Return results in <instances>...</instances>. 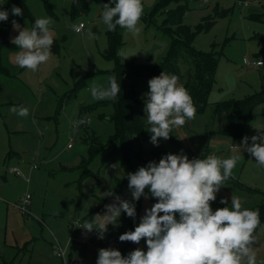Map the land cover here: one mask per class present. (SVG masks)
<instances>
[{
    "label": "rangeland",
    "instance_id": "obj_1",
    "mask_svg": "<svg viewBox=\"0 0 264 264\" xmlns=\"http://www.w3.org/2000/svg\"><path fill=\"white\" fill-rule=\"evenodd\" d=\"M241 1L245 0H191L187 3L189 10L184 14L183 23L193 35L190 44L197 51L213 52L219 57L209 101L203 112L196 113L195 119L187 121L184 126L174 128L170 138L160 140L158 147L150 142L151 134L147 131L150 125L146 117L144 136L134 141L137 170L150 161L158 163L166 154H180L181 150L188 157L194 153L196 158L211 154L227 158L232 155L229 146L241 144L242 137L225 132L226 113L216 110L219 102L264 91V65L253 64L264 61V1H251L250 6H244ZM2 2L5 0H0ZM24 2L28 11H23V15L16 16L14 21L21 29H31L35 19L52 17L54 43L51 59L40 65L37 71L20 68L15 63L19 49L11 43L18 31L12 24L8 35L10 44L4 45L0 53V182L2 185L11 183L10 199L20 202V197L27 191L32 197L25 215L19 210L12 211L10 204L7 213L8 204L5 202L1 206L0 264L10 262L7 261L8 255L18 249L21 251L17 253V260H11L10 264H29L34 246L39 245L34 242L32 245L31 241L27 244L17 242L14 234H19L20 238L28 230L32 241L35 237H44L48 243L57 232L56 226L66 235L72 220H84L88 212L98 207L103 209L95 215H103L105 205L113 203L114 197H103V193L112 191L115 178L125 174L121 165L122 149L112 139L116 132L115 103L114 100H94L90 87L93 82L107 87L110 75L106 71L114 70L118 60L135 64L138 70L131 72L126 80L127 91L144 103L153 66L163 62L172 47L173 36L165 29L164 23L167 10L178 6L175 2L165 6V0H143L140 32L131 33L118 27L121 44L115 51L110 47L108 30L101 18L103 4L110 1L78 0L76 4V0ZM158 6L161 9L154 15ZM81 22L85 26L78 33L72 25L78 26ZM89 31L95 35L89 37ZM175 66L182 85L196 73L195 58L184 44L177 48ZM13 106L28 108V116L10 112ZM82 116H89L91 122L79 134L73 135L69 148L70 124ZM258 132H264V103L253 109L247 136L258 135ZM97 145L100 147L91 153V148ZM242 154L244 157L233 170L232 178L217 193L211 207L216 210L227 206L220 200L226 198L230 204L233 194L245 201L244 207L258 209L261 216L264 168L258 167L247 152ZM83 163L88 167L87 174H84L86 167L82 168ZM110 163H114V168ZM34 164L38 169L30 170ZM12 166L28 174L29 184L21 175L9 172ZM7 169L6 180L2 174ZM25 185L29 186L27 190ZM116 195L132 199L129 188ZM156 202L150 195L148 199L143 197L135 220L123 218L122 227L116 234H123L125 227L126 231L132 230L131 223L137 226L145 209ZM18 211L22 220L27 221L24 228ZM29 224H34V229L30 230ZM255 235L254 249L259 264L264 261V219H260ZM8 244L22 249L15 247L12 251ZM133 244V250L140 248L139 244ZM124 246V252H130L129 242ZM141 249L146 251L147 247Z\"/></svg>",
    "mask_w": 264,
    "mask_h": 264
},
{
    "label": "clouds",
    "instance_id": "obj_2",
    "mask_svg": "<svg viewBox=\"0 0 264 264\" xmlns=\"http://www.w3.org/2000/svg\"><path fill=\"white\" fill-rule=\"evenodd\" d=\"M143 12V0H110L103 4L101 18L108 31L119 26L139 33ZM11 14L21 16L23 10L13 6ZM8 18L9 11L0 8V21ZM53 23L52 17L45 16L35 19L31 29H21L13 21L18 35L11 43L19 49L15 55L18 67L35 72L51 59ZM72 28L81 31L75 24ZM88 35L95 34L89 31ZM107 80V87L92 83L90 93L94 100H116L121 93L115 75ZM148 89L144 101V113L150 125L147 131L151 134V144L158 147L160 140L170 138L174 128L195 119L196 107L175 74L162 71L148 80ZM9 111L21 117L29 114L23 106H13ZM258 133L243 137L240 145L233 144L232 155L227 158L211 154L189 159L181 150L180 154L162 156L158 163L148 162L127 174L131 200L122 199L111 190L104 192L103 197H114L113 203L105 205L103 215L97 214L96 219L85 221L81 227L85 233L97 232L99 239L104 238L108 225L117 224L122 213L135 220V202L142 196L148 199L150 195L157 202L145 209L134 230L119 236L120 242L135 244L143 239L147 250L136 248L125 256L115 248H100L96 264H258L254 245L255 231L260 225L259 210L244 207L245 201L233 194L230 204L226 198L220 200L227 206L216 210L211 207L244 157L242 152H247L258 167L264 168V132Z\"/></svg>",
    "mask_w": 264,
    "mask_h": 264
},
{
    "label": "trees",
    "instance_id": "obj_3",
    "mask_svg": "<svg viewBox=\"0 0 264 264\" xmlns=\"http://www.w3.org/2000/svg\"><path fill=\"white\" fill-rule=\"evenodd\" d=\"M189 1L191 0H165V6L170 2H175L178 5L176 8L167 10L168 15L164 22L165 29L170 31L173 36V42L171 50L165 60L153 66L151 78L160 75L162 71L169 74H175L177 76L178 68L175 66V62L177 61V48L180 44H184L186 50L195 58L196 73L194 77L190 81L183 84V86L189 91L193 99L196 107V113H201L204 111L209 101L208 98L213 85L216 65L219 57L213 52L197 51L190 44V41L193 39V35L188 25L183 23L184 14L189 10L187 4ZM76 3H78V0H76L75 4ZM13 6L21 8L24 12L28 11V7L24 0H5V2L0 3V8L9 11L8 20L0 21V53L4 45L10 44L8 41V35L11 25L16 19V16L11 14V8ZM160 9L161 7L158 6L154 15H156V12ZM214 22H216V20H214L213 23ZM118 27L119 26H117L115 31H108L110 47L114 48L115 51L121 44V34L118 31ZM137 70V65L122 63L118 60L114 70L106 71L110 76H116L121 87V93L118 95L116 100H114L116 111L113 119L116 124V132L112 136V139L119 144L122 149L123 158L121 165L125 174L123 177L115 178L112 189V192L115 194L125 188H128L127 174L137 171V162L135 159L136 146L134 141L143 137L145 133L144 119L147 117V114L144 113V103L139 99H136L134 95H131L127 91L126 86V80L132 74L131 72L135 73ZM262 103H264V91L255 92L245 98L229 99L219 102L216 110L224 111L227 115L225 132L233 137L243 138L247 136L249 127L253 120V109ZM99 147V145L94 148L92 147L91 153L92 150L95 152ZM83 165L84 166H82V168L84 169L86 164L83 163ZM84 171V174H87L89 172L88 167H86ZM142 198L143 196L139 201L135 202L137 214L140 210ZM260 213L262 215L259 216V219H264V207H262ZM123 218L133 221V219L127 217L125 213H123L119 220Z\"/></svg>",
    "mask_w": 264,
    "mask_h": 264
},
{
    "label": "crops",
    "instance_id": "obj_4",
    "mask_svg": "<svg viewBox=\"0 0 264 264\" xmlns=\"http://www.w3.org/2000/svg\"><path fill=\"white\" fill-rule=\"evenodd\" d=\"M70 127H71V124H70ZM231 146L232 145L229 146L230 149H231ZM31 166L33 167V165H31ZM31 166H30V170L38 169V167L31 168ZM112 168H114V167H112ZM7 171H8V169L5 170L2 174V176L4 178H6V172ZM21 177H23V176H21ZM23 178H25V177H23ZM6 180H7V178H6ZM25 180H26V178H25ZM27 182L29 184L30 181H27ZM79 185H80V183H79ZM25 188L27 190L29 188V186L25 185ZM27 193H29V192L27 191L26 194ZM10 194H11V183H8L6 185L5 184L2 185L0 182V209H1V206H4V204L6 203V204H8L7 205V213L9 211V204L12 206V211H17V210L20 211L18 205H19V203H21L23 197L26 194L24 195V193H23V195L20 197V199H21L20 202L14 200V199H10V197H9ZM99 209H103V208L98 207L94 211L92 210V211L88 212L87 216L84 217V220L83 219L81 220L82 221L81 226H73L70 223L71 228H69L66 235L64 233H60L59 231H61V230L59 229V227L56 226V224H54V226H56L57 232H56V234L53 235L54 237L53 236L50 237V241L48 243H47V240H43L44 237L43 238L39 237L38 239H37V237H35V240L32 241V239H33V238H31L32 235H30V232H27L28 230L25 232V235L20 236V238H18L19 234H14L15 240L17 242L21 241L24 244H27V242H29V241H31L32 245H33V242L35 244L36 243L39 244L38 247H36V248L34 246V250H32L31 260H30L29 264H96V260L98 257V250L100 248H109V246L106 243L98 241L94 238H90L85 242H81L80 237L83 234L84 235L90 234V233H85V230L82 229L81 227L83 226L85 221L94 220L96 217L95 214L97 212H99ZM19 211L16 213H18L20 215L21 219L19 218V216H18V218L21 221V224H22L21 226L24 228V226L27 225V221L22 220V216L20 214L21 212H19ZM104 211H106V210H104ZM122 215H123V213L121 214V216ZM78 219H80V218H78ZM122 220L123 219L117 221L116 225H111V224L108 225V230L104 234V236L114 235L119 239V235L116 234V231L118 228L122 227V224H123ZM131 225H133L132 230H134L135 225L132 223H131ZM1 227H2V225L0 224V232L2 229ZM32 227L34 229V224L28 225V228H30V230ZM126 230H127V227L124 228V232H126ZM55 241H59V243L65 248V251H66L65 259L53 255L52 248H53V244L55 243ZM122 243H123V247H122ZM122 243H121V247H122L121 253H122V255L126 256L129 252L128 253L126 251L124 252L125 242H122ZM6 244H7V242H6ZM129 244H130V251H132L133 250L132 246L134 244L132 242H129ZM8 245L10 246V248H11L10 250H12V251L16 247L15 244H8ZM139 245H140V248L147 247L146 242L143 239L140 241ZM16 248H21V247H16ZM36 249H38L37 250L38 254L35 253ZM19 251H21V250L18 249L16 252H11L7 257V261L8 260H10V262H11V260L16 261L17 260V253ZM46 252H47V254H46ZM7 261H5V262H7ZM10 262H7V264H10Z\"/></svg>",
    "mask_w": 264,
    "mask_h": 264
},
{
    "label": "built area",
    "instance_id": "obj_5",
    "mask_svg": "<svg viewBox=\"0 0 264 264\" xmlns=\"http://www.w3.org/2000/svg\"><path fill=\"white\" fill-rule=\"evenodd\" d=\"M251 1H255L257 3H260V2H263L264 0H245V1H241V3L244 6H250ZM203 2H208V0H203ZM78 26L81 27V31H82L85 24L83 22H81ZM262 61L263 60H259V61L253 62V64L264 65V62H262ZM90 122H91V118L89 116H82V117H78L76 120H74L71 123L72 134H71V138H70L71 142L68 144L69 148L72 147L73 135L79 134L81 132V130L83 128L87 127ZM232 146H231V148H232ZM188 158L189 159L196 158V155L193 153V154L189 155ZM110 166L114 167V163H110ZM36 167H38V165L34 164L32 168H36ZM9 172L13 173L15 175H21V176L25 177L27 181L30 180V177L28 175H25L24 171H22V169L17 167V166L10 167ZM122 199H125V198H122ZM30 201H31V195L29 193H27L23 197L21 203H19L18 207H19L20 211L23 213V215L28 213V206L31 203ZM81 224H82V221L80 219H74L71 222V225H73V226H81ZM90 238H94L98 241L106 243L109 247L115 248L119 251H121V249H122L119 239L114 235L104 236L103 239H99L98 233L93 231L89 235H84V234L81 235L80 241L85 242ZM52 252H53V255L65 259L66 251H65V248L59 243V241H55V243L53 244Z\"/></svg>",
    "mask_w": 264,
    "mask_h": 264
}]
</instances>
